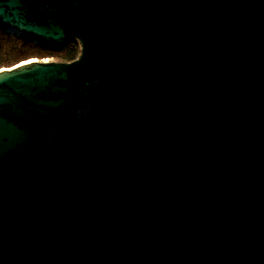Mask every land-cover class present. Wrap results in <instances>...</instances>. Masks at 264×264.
Returning a JSON list of instances; mask_svg holds the SVG:
<instances>
[{
	"label": "water",
	"instance_id": "obj_1",
	"mask_svg": "<svg viewBox=\"0 0 264 264\" xmlns=\"http://www.w3.org/2000/svg\"><path fill=\"white\" fill-rule=\"evenodd\" d=\"M70 62L0 71V264H264V0H0Z\"/></svg>",
	"mask_w": 264,
	"mask_h": 264
},
{
	"label": "trees",
	"instance_id": "obj_2",
	"mask_svg": "<svg viewBox=\"0 0 264 264\" xmlns=\"http://www.w3.org/2000/svg\"><path fill=\"white\" fill-rule=\"evenodd\" d=\"M80 54L81 44L76 39L70 40L65 47L56 48L24 35L10 33L0 25V56L4 67L11 68L35 58H54L59 62H70Z\"/></svg>",
	"mask_w": 264,
	"mask_h": 264
},
{
	"label": "built area",
	"instance_id": "obj_3",
	"mask_svg": "<svg viewBox=\"0 0 264 264\" xmlns=\"http://www.w3.org/2000/svg\"><path fill=\"white\" fill-rule=\"evenodd\" d=\"M48 59H49V58H46V60L43 59V61H48ZM36 60H38V59H36ZM11 68H12V67H11ZM11 68H7V67H4V66L2 65V58H1V56H0V71H1V70H5V69H11Z\"/></svg>",
	"mask_w": 264,
	"mask_h": 264
},
{
	"label": "bare ground",
	"instance_id": "obj_4",
	"mask_svg": "<svg viewBox=\"0 0 264 264\" xmlns=\"http://www.w3.org/2000/svg\"><path fill=\"white\" fill-rule=\"evenodd\" d=\"M9 30H11V31H13V32H17V31H15V30H13V29H9ZM36 59H31V60H28V61H24V62H22L21 64H25V63H30V62H32V61H35ZM20 64V65H21ZM17 66H19V65H16V66H14L13 68H15V67H17ZM12 69V68H11Z\"/></svg>",
	"mask_w": 264,
	"mask_h": 264
},
{
	"label": "rangeland",
	"instance_id": "obj_5",
	"mask_svg": "<svg viewBox=\"0 0 264 264\" xmlns=\"http://www.w3.org/2000/svg\"><path fill=\"white\" fill-rule=\"evenodd\" d=\"M35 59H38V58H35ZM38 60H43V59H38ZM44 60H46V58ZM48 61H56V60L54 58H49Z\"/></svg>",
	"mask_w": 264,
	"mask_h": 264
},
{
	"label": "clouds",
	"instance_id": "obj_6",
	"mask_svg": "<svg viewBox=\"0 0 264 264\" xmlns=\"http://www.w3.org/2000/svg\"><path fill=\"white\" fill-rule=\"evenodd\" d=\"M13 68V67H12Z\"/></svg>",
	"mask_w": 264,
	"mask_h": 264
}]
</instances>
